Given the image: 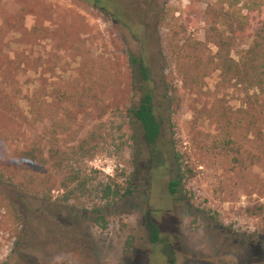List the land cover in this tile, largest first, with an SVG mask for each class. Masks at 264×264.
I'll use <instances>...</instances> for the list:
<instances>
[{"label": "rangeland", "instance_id": "374dc122", "mask_svg": "<svg viewBox=\"0 0 264 264\" xmlns=\"http://www.w3.org/2000/svg\"><path fill=\"white\" fill-rule=\"evenodd\" d=\"M102 3L121 21L89 1L0 0V264H264V97L215 62L219 33L236 59L249 46L264 0L229 8L232 27L220 0ZM132 53L158 85L152 150L128 120ZM177 155L190 172L171 194ZM74 171L87 190L62 202ZM108 183L131 191L104 199Z\"/></svg>", "mask_w": 264, "mask_h": 264}, {"label": "trees", "instance_id": "16d2710c", "mask_svg": "<svg viewBox=\"0 0 264 264\" xmlns=\"http://www.w3.org/2000/svg\"><path fill=\"white\" fill-rule=\"evenodd\" d=\"M83 1L91 2L94 7L102 10L112 19L121 21V17L116 10L108 8L102 3V0ZM238 2L239 0H220L222 5H227L228 10L224 13V17L226 24L231 27L236 21V16L234 12H229V8L236 9ZM247 9L248 11L252 10L249 7H247ZM259 10L260 9L256 12L260 13L261 11ZM237 22L241 25L243 21L240 19ZM244 23V31H247L249 22L245 21ZM230 38L232 37L230 36ZM230 38H226L224 33L218 34V51L215 54V62L218 68L223 72V77L229 79H231V76L236 77L241 83L245 84L244 86L246 89L255 87L257 95L264 97V24L255 31L251 43L242 51L240 57L237 59L231 54L232 44ZM130 56L131 63L134 65L135 69L134 85L135 88L140 91V96L135 106L128 108V120L130 125L134 126L135 130L138 131V134L142 137L144 148L152 150L157 148V142L162 135V118L157 111V100L159 97L156 95V88H158V85L154 79L152 66L145 61V58L133 53ZM160 82L162 83L163 89L167 91L168 85H166V81L161 78ZM131 138L134 139V135L126 137V139L122 137V145L128 144ZM122 147L123 146H120V148ZM36 152L37 150L26 151L24 159L38 168H45L48 166L50 162L49 154L43 150ZM140 152L141 151L134 146L133 153L135 154V158ZM181 159L182 157L180 155L174 158L178 163L177 171L180 175L169 182L168 189L171 194L177 191L176 187L186 177V172H190V169L187 168V164L180 161ZM87 186L88 180L86 178H81L79 172L74 171L60 181L59 187L63 193H61L58 198L62 202H68L76 198L80 193H85ZM97 190L103 192L102 198L107 200L124 197L131 191L129 187L125 188L119 183H108L105 184L103 188L98 187ZM48 198V196H45V199ZM94 210L101 211V208L96 207ZM95 222L98 223L101 228L106 226L104 216L101 214L97 215ZM158 234V225L150 222V240L154 243L157 242L159 239Z\"/></svg>", "mask_w": 264, "mask_h": 264}]
</instances>
